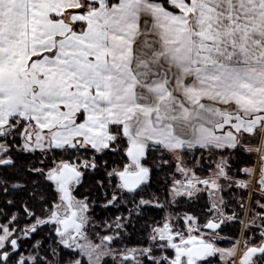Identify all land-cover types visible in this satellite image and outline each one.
Masks as SVG:
<instances>
[{
	"label": "snow or ice",
	"instance_id": "1",
	"mask_svg": "<svg viewBox=\"0 0 264 264\" xmlns=\"http://www.w3.org/2000/svg\"><path fill=\"white\" fill-rule=\"evenodd\" d=\"M0 264H264V0H0Z\"/></svg>",
	"mask_w": 264,
	"mask_h": 264
},
{
	"label": "trees",
	"instance_id": "2",
	"mask_svg": "<svg viewBox=\"0 0 264 264\" xmlns=\"http://www.w3.org/2000/svg\"><path fill=\"white\" fill-rule=\"evenodd\" d=\"M237 231V229H232V233H235Z\"/></svg>",
	"mask_w": 264,
	"mask_h": 264
}]
</instances>
